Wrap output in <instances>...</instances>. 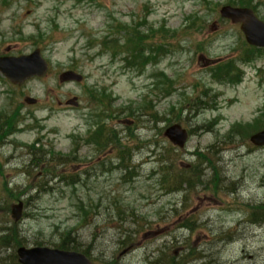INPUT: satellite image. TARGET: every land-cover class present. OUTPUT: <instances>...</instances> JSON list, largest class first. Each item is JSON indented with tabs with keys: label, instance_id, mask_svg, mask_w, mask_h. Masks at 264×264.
<instances>
[{
	"label": "rangeland",
	"instance_id": "obj_1",
	"mask_svg": "<svg viewBox=\"0 0 264 264\" xmlns=\"http://www.w3.org/2000/svg\"><path fill=\"white\" fill-rule=\"evenodd\" d=\"M225 5L264 22V0H0V56L39 48L49 65L19 86L0 74V121L18 129L0 136V229L23 200L26 248L73 231L93 264H264V146L249 142L264 129V49L220 17ZM127 24L161 47L143 70L106 46ZM227 61L238 81L213 77ZM67 70L83 81L60 83ZM102 124L120 145L101 149ZM174 124L189 132L180 149L163 135ZM35 141L56 180L31 168ZM15 250L0 248V264H19Z\"/></svg>",
	"mask_w": 264,
	"mask_h": 264
},
{
	"label": "water",
	"instance_id": "obj_2",
	"mask_svg": "<svg viewBox=\"0 0 264 264\" xmlns=\"http://www.w3.org/2000/svg\"><path fill=\"white\" fill-rule=\"evenodd\" d=\"M220 15L233 23L240 24V30L250 46L264 48V22L260 21L248 8H237L225 5L220 9ZM48 70L47 62L42 58L40 49H35L28 55L0 57V73L13 84H22L32 77H42ZM82 77L73 71L61 74L60 81L80 82ZM28 104H35L36 100L26 99ZM76 105L75 99L70 101ZM164 136L175 146L183 148L188 133L180 125L168 127ZM250 142L255 146H264V130L253 134ZM24 204L22 201L11 208V217L15 222L21 220ZM19 264H92L91 260L83 253L53 249L49 247H19L16 250Z\"/></svg>",
	"mask_w": 264,
	"mask_h": 264
},
{
	"label": "trees",
	"instance_id": "obj_3",
	"mask_svg": "<svg viewBox=\"0 0 264 264\" xmlns=\"http://www.w3.org/2000/svg\"><path fill=\"white\" fill-rule=\"evenodd\" d=\"M244 5H246V4H244ZM164 28H165V26L161 27L162 30H164ZM131 29L133 31L131 33H129V30H131ZM117 30H118V33L120 34V38H114L106 46L108 47L110 44H112L113 45V47H112L113 53H115L117 51V53H119V54L123 53L125 55L126 67H129V65H131V66H135V67L143 70L148 63L153 62V61L154 62L157 61L158 53H160L159 48H161V47L158 46L157 47L158 49L155 50L154 47L156 44L147 47L148 45L145 43V41L148 39V37L152 38V36H151L152 30L151 29L145 28L144 29V31L146 32V33H144L145 35L138 33L137 29L129 27V24L125 25V27H117ZM156 32L158 34V31H156ZM147 34H149V35H147ZM173 34L174 33L171 32L169 34V37H168V34L165 33V35L168 38L173 37ZM244 60H247V59H244ZM227 62H230V63H226L223 66H220L219 64L216 65V67H215L216 70L214 69V71H213V77L216 80H220V81H238L240 78L241 71L237 68V66L233 65L232 61H227ZM143 110H146V109H143ZM263 116H264V114L262 115V117ZM7 118H9V117L7 116ZM1 121H4V122H1ZM1 121H0V136H2V134H1L2 128H5V131L3 133L4 135L9 134L12 130H14V131L18 130V129H14L16 120L13 121V119H12L11 122H9L5 118H1ZM104 129H105V125L102 124V126L100 127V130H97V132L95 134L96 138H102V141L100 143H97L101 147V149H104V147L107 146L108 144L120 145V143L118 142V139H117V142H114L113 137L105 135ZM100 133L104 134V136H106V138L104 139L103 135L100 136ZM38 142L35 141V143L30 145V147L28 149V155L30 156L29 162L31 164L30 166H31V168L41 169L42 171H44L45 174L50 175V178L48 180H56L58 178V176L53 175V170L48 168L47 165L54 162V161H57V158H54V157L47 158L50 151L49 152L46 151L45 153H42L41 158L40 157L36 158L35 155L38 152L39 147H35V146L38 144ZM50 155H51V152H50ZM51 156H53V155H51ZM62 178H65V177H62ZM183 182H184L183 180H179L176 183L177 184L176 186L179 187L181 185V183H183ZM42 183H45V182L40 181L36 186H34V187L31 186L30 190L34 189V190H37V192L44 191L47 187L45 184H42ZM78 183H79V181H73L71 183V185L76 186ZM9 192H10L11 197L13 198V196H15V195L10 190H9ZM29 200H31V198ZM29 200H27L26 202H28ZM89 201H91L90 198H89ZM111 204H112V209L113 208H120V207L124 206L123 201L121 203H118V200H116V199H113L111 201ZM82 207H83L84 219H86L88 209H86L87 207L84 205L83 202H82ZM96 208H97V206L93 207V205H92V210L96 209ZM123 212L124 211L119 213V215H120L119 220L120 221L125 220ZM72 234H73V231L68 232L66 234V236L63 237V241L59 245H57V248L63 249V250L79 251L78 249H80V247H81L79 237L78 236L74 237ZM25 242L26 241L22 238V236L20 237L16 223L9 222L8 225H6L5 227L0 229V248H4V249L17 248L19 246L26 244ZM129 242H132L131 233H129V236L124 237L122 243L124 245H129ZM36 245L39 246V245H41V243H36ZM82 253L87 254V252L85 250L84 251L82 250ZM12 258H13V261L15 263H17L15 255H13Z\"/></svg>",
	"mask_w": 264,
	"mask_h": 264
}]
</instances>
